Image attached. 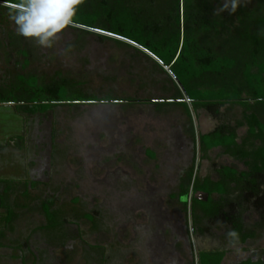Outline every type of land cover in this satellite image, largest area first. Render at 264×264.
Masks as SVG:
<instances>
[{
    "label": "rangeland",
    "instance_id": "obj_1",
    "mask_svg": "<svg viewBox=\"0 0 264 264\" xmlns=\"http://www.w3.org/2000/svg\"><path fill=\"white\" fill-rule=\"evenodd\" d=\"M261 1L243 4L252 9ZM18 49L30 52L28 64ZM17 73L45 81L60 73L81 84L80 96L148 101L65 104L33 114L0 103V193L12 188L4 200L17 215L11 228L7 209L0 207V264H197L200 250L215 249L226 250L222 264L264 257V230L240 244L243 257L228 247V227L205 220L194 232L190 208L186 212L179 198L192 166L198 177L213 179L219 165L246 167L221 148L206 157L199 151V135L218 123L207 113L191 120L174 103L154 101L175 89L152 61L72 27L54 48L38 47L17 34L9 11L0 6L2 94L13 92L10 84L29 82ZM44 201L66 217L64 236L40 228L46 224ZM246 219L253 225L259 215L251 210Z\"/></svg>",
    "mask_w": 264,
    "mask_h": 264
},
{
    "label": "trees",
    "instance_id": "obj_2",
    "mask_svg": "<svg viewBox=\"0 0 264 264\" xmlns=\"http://www.w3.org/2000/svg\"><path fill=\"white\" fill-rule=\"evenodd\" d=\"M11 2L0 0V6L9 11L7 5ZM223 3L224 0H86L72 28L101 42L114 40L134 48L152 61L175 89L171 97L154 100L160 102L159 106L182 105L191 120L193 114L205 109L218 120L212 132L199 135V151L206 157L221 148L224 155L242 162L246 169L219 165L214 180L211 176L198 177L192 166L182 180L179 198L186 212L190 208L194 232L208 220L237 230L240 244H246L257 237L258 230H264V0L259 7L250 9L242 3L235 13L226 10L214 15ZM16 53L23 55L25 64L29 63L28 50L18 49ZM16 77L29 82L10 84L13 92L8 96L0 91V103L15 104L31 114L65 104L148 101L113 95L80 96L81 84L60 73L51 81L23 73ZM31 79H36L35 84H30ZM235 107L242 109L241 117L233 111ZM242 127H247V132L241 137ZM11 190L10 186L3 188L0 207L7 209V225L13 228L17 215L14 206L4 200ZM198 193L206 195V199L198 197ZM42 209L46 224L40 228L54 236H64L61 231L67 219L63 213L45 201ZM195 209L199 211L197 216ZM251 210L258 213L259 219L248 225L246 214ZM83 216L95 221L91 214ZM2 235L1 231L0 239ZM226 254L223 249L200 250L197 264H222ZM236 264H264V257Z\"/></svg>",
    "mask_w": 264,
    "mask_h": 264
},
{
    "label": "clouds",
    "instance_id": "obj_3",
    "mask_svg": "<svg viewBox=\"0 0 264 264\" xmlns=\"http://www.w3.org/2000/svg\"><path fill=\"white\" fill-rule=\"evenodd\" d=\"M85 2L86 0H12L7 6L18 35L34 41L38 47L52 49L69 27L76 26L75 17ZM242 3H248V0H224L222 7L217 8L214 15L219 16L226 10L235 13ZM71 47L70 44L67 45L60 55H66ZM225 235L228 247L238 256H245L246 253L240 247V233L229 229Z\"/></svg>",
    "mask_w": 264,
    "mask_h": 264
},
{
    "label": "crops",
    "instance_id": "obj_4",
    "mask_svg": "<svg viewBox=\"0 0 264 264\" xmlns=\"http://www.w3.org/2000/svg\"><path fill=\"white\" fill-rule=\"evenodd\" d=\"M175 105L176 106H179V107H181V108H183L184 110H185V112L187 113V111H186V109L182 106V105H179V104H177V103H175ZM226 107L227 106H225V107H223L222 108V111H225V109H226ZM241 108L240 107H235L234 109H233V111L239 116V117H241ZM201 112H205V113H207L209 116H210V118L212 117L214 120H216V121H218L210 112H208L207 110H205V109H201V110H199V112H198V115H195V114H193V119H194V117L195 116H199L200 115V113ZM188 115V114H187ZM215 122V121H214ZM217 123V122H216ZM219 123V122H218ZM218 123L216 124V126L218 125ZM213 124V123H212ZM216 126H214V128L212 129V130H210V131H208V132H205V133H201V134H208V133H210V132H212L215 128H216ZM242 128H246V132H247V127H242ZM242 128H240V129H242ZM239 129V130H240ZM245 132V133H246ZM239 135H240V133H239ZM245 135V134H244ZM243 135V136H244ZM241 136V135H240ZM242 137V136H241ZM217 149H219V148H217ZM229 156V155H228ZM231 157V156H230ZM231 158H233V157H231ZM234 159V158H233ZM226 166H230V165H226ZM231 167H234V166H231ZM234 168H236V167H234ZM236 169H238V168H236ZM239 170V169H238ZM245 170V169H244ZM239 171H242V170H239ZM214 180H216V179H214ZM207 197V196H206Z\"/></svg>",
    "mask_w": 264,
    "mask_h": 264
}]
</instances>
